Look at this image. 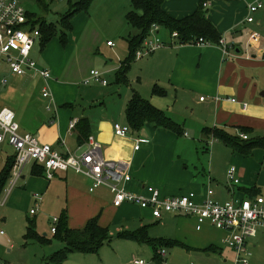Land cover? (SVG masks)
<instances>
[{"label":"crops","instance_id":"crops-1","mask_svg":"<svg viewBox=\"0 0 264 264\" xmlns=\"http://www.w3.org/2000/svg\"><path fill=\"white\" fill-rule=\"evenodd\" d=\"M53 1L55 0H44L40 4L36 0L39 5H44L45 13L53 11ZM71 1L69 9L78 0ZM258 1L263 6L253 14L254 21L250 22L247 20L250 15L249 5ZM104 7L113 12V35L119 39L127 37L129 43L131 36L141 33L140 30L132 28L126 18L127 12L132 8V0H94L88 12H80L73 18L68 42L64 46L61 43L64 50L60 45L61 40L59 42L56 39L58 35L44 47L40 37L38 38L36 44L39 43L40 48L36 50L35 44L32 52L34 51V57H39V64L52 72L49 80L39 74L20 76L3 69L0 85L5 87L6 93L0 102V109H13L21 132L36 135L42 142L52 144L63 154L77 152L87 142L85 140L80 143L81 131L78 127L82 119L87 120L89 135H93L101 143L103 155L108 159L128 163L133 179L127 184V188L135 192H145L146 186L153 185L164 195L188 191L203 195L210 186L215 192L214 198L220 202L264 195V0H165L163 9L177 19L190 16L199 8L203 9L221 37L226 40L229 54L226 55L216 44H180L168 29L159 26L156 35L162 38L160 39L166 46L136 58L142 60L150 57L146 66L151 67L152 71L138 78L139 87L132 89L122 106L125 122L121 118L116 122L128 124L127 104L136 93L179 124L182 129L180 135L166 128H157L148 122L139 130L132 128L128 136L120 137L114 132L115 117L107 113V108L102 113L91 111L92 115H88L87 109L80 104L79 89L73 80L66 79L71 75L66 73L64 58L69 50L70 53L74 52L85 31L87 39L91 38L93 34L89 24L94 20L92 8L96 12ZM28 12L34 13L37 18V13L30 10ZM62 16L61 13L60 17ZM43 19L42 17L40 20ZM253 33L259 34L256 39L252 38ZM116 46L115 43L107 44L106 49L118 53L120 47L115 48ZM59 51L63 53L62 56ZM122 66L121 62L116 66H108L106 63L102 71L106 75L117 70L118 80ZM7 72L12 75H6ZM2 79H6L5 84ZM123 81H126V74L121 82ZM9 83L11 88L7 87ZM40 85L41 95L38 100L34 92ZM46 87L49 88L53 100L43 96ZM203 96L205 98L201 100ZM233 98L236 101H232ZM244 103L248 106L244 107ZM48 105L51 106L50 109ZM73 121H77L74 128L71 127ZM215 130L237 137L244 145L249 141H257L263 146H257L249 152H240L217 137ZM188 131L198 139L192 138L194 141L207 146L208 158L205 160L208 173L199 175L192 172L188 170L186 161L181 162L180 156L176 158V143H193ZM242 134H247L249 139H243ZM182 135L186 137L179 139ZM138 142L140 147L136 149ZM7 144L9 143L3 142L0 146V173L15 154L14 148L12 152L8 151ZM230 166H236L239 183L228 181L227 170ZM175 172H181L183 182L175 179ZM90 185L91 182L86 176L72 170L56 172L53 179H48L41 166L29 164L12 190L9 183L4 187L0 193V206L9 201L10 207H30L31 210L35 204L34 194L40 193L43 201L39 211L41 212L44 205L60 204L63 207L61 215H67V223L71 229H84L93 218H97L99 224L106 227L108 216L114 215L116 221H133L136 225L135 228H124L119 236L124 232L140 231L148 238L139 239L137 242L154 241L148 235L149 225L144 212L146 209L131 203L117 207L113 204V194L107 187H99L90 192ZM156 220L161 221L163 218ZM27 227L28 223L26 230ZM222 232L226 237L227 233L223 230ZM25 233V243L36 241H27ZM220 236L223 237V234ZM257 238L258 235L250 242L253 256L254 250L260 244ZM10 239H13L12 235L7 236L6 232L0 234V247L11 242ZM175 240L181 243L179 239ZM210 243L208 249L223 250L216 241L211 240ZM10 245L12 249L15 248L13 242ZM154 259L158 264L164 260L160 256H155ZM228 261L229 259H224L225 263ZM0 264H3L1 254Z\"/></svg>","mask_w":264,"mask_h":264},{"label":"rangeland","instance_id":"rangeland-1","mask_svg":"<svg viewBox=\"0 0 264 264\" xmlns=\"http://www.w3.org/2000/svg\"><path fill=\"white\" fill-rule=\"evenodd\" d=\"M19 1L27 10L37 13V18L41 19L43 17L46 20L55 22L60 29L62 27L60 23L62 17H60V14H64L69 10L71 0L53 1V11L48 13H45L44 5H39L36 0ZM75 1L72 0L71 2ZM124 1L126 2L127 0ZM112 13L106 7L98 9L96 12L92 8L94 20L90 22L89 29H92L93 35L87 39V32L85 31L74 52L70 53L69 50L65 55L66 73L67 75H71L66 79L73 80L76 88L79 89L80 104L87 109L88 115H92L91 111L102 113L103 109L106 110L107 108V113L115 117L114 122L120 121L119 118L125 122V112L122 109L124 100L132 92L133 88L137 89L139 87L138 78L142 75H148L152 71L151 67L146 66V62L150 57L142 60L135 57L131 59L130 66L126 72V81L121 82L117 80L116 70L105 75L110 83L108 86L94 82L88 85L84 83L92 68L102 70V67L106 63L108 66H116L120 62L126 63L129 60L130 47L126 40L127 37L119 39L115 34H112V30L114 29L111 23ZM152 36L155 37V35ZM56 39L60 42L59 35ZM108 39L117 45L115 48L120 47L118 53L106 49ZM62 45L61 48L64 50V45ZM37 48H40L39 43L36 44V50ZM34 55L33 53V58L39 64V57L37 59ZM62 55L63 53H60V56ZM5 70H9L6 64L4 65ZM6 75L12 74L7 72ZM7 87L11 88V83ZM4 88L0 85V102L6 93ZM34 93L39 100L41 85ZM188 134L190 139L196 138L189 131ZM184 137L186 136L182 135L179 139H183ZM196 140L198 139L196 138ZM191 141L193 143H176V158L180 156L181 162L186 161L189 166L188 170L192 172H197L199 175L204 172L208 173V165L205 160L208 158L207 146L193 139ZM7 149L9 152H12L13 147L7 144ZM180 173L175 172L174 177H176L177 181L183 182L184 178ZM9 204L8 201L6 205L0 206V229L4 230L7 236L12 235L13 239L10 240L14 243L15 248H11V242L3 244L0 247L1 262L3 261V264H58L51 257L55 252L64 249L65 244L51 232V220L54 217L61 216L63 207L60 204L54 205L50 203V205H44L41 212L31 214L30 207L16 208L10 207ZM144 212L147 217L146 223L149 225L148 235L152 240L173 241L179 239L181 241V244L161 246L166 249L167 256L160 264H231L233 251L223 241L225 237L222 230L209 223H205L202 230H197L196 221L193 216L177 217L173 216V214H165L163 220L157 221L152 216L150 210L146 209ZM115 218L114 215L108 216L106 227L109 229L110 241L101 247L97 253H71L62 264H131L130 262L133 258L140 257L145 259L149 264H158L159 262L154 259L155 251L151 242H137V240L125 239L119 236V233L124 228H135V223L133 221L122 222L121 220L118 221V219L116 221ZM29 221L35 222L36 230L40 235H46V240L24 242L23 235ZM221 233L223 237L220 236ZM257 239L260 244L254 250V256L250 264H264V228H259ZM211 240L216 241L223 250L208 249L207 246H210ZM250 242H253V238L250 239ZM224 259H229L228 263H225Z\"/></svg>","mask_w":264,"mask_h":264},{"label":"built area","instance_id":"built-area-1","mask_svg":"<svg viewBox=\"0 0 264 264\" xmlns=\"http://www.w3.org/2000/svg\"><path fill=\"white\" fill-rule=\"evenodd\" d=\"M207 5V3H205ZM263 6L258 1L249 5L250 15L247 20L254 21L253 14ZM159 25L153 24L149 36L142 47L136 52V58L149 55L157 49L166 46L156 32ZM38 25H34L28 17V10L19 0H0V75L4 65L14 75H41L46 80L52 77L51 71L38 64L32 56V50L40 37ZM152 35H155L153 37ZM178 37L177 32L171 34ZM258 33H253L256 39ZM108 45H114L108 41ZM193 44L211 46L214 43L199 38ZM224 53L229 54L228 44L224 38L216 44ZM5 84L6 79H2ZM99 83L108 85L109 81L100 69H92L85 84ZM43 96L53 100L48 87L43 90ZM204 96L201 100H204ZM232 101H236L233 98ZM248 104L244 103V107ZM50 109L51 106L48 105ZM77 121L71 123L74 128ZM114 132L117 136H128L132 127L129 124L115 122ZM243 139H249L247 134H242ZM3 142L9 143L15 150L14 163L9 178L10 190H12L23 177L25 168L29 164L39 165L44 169L48 179H53L56 172L74 171L86 176L91 185L90 192L99 187H107L113 194V204L121 206L125 203L138 205L142 209H148L154 218L160 220L165 214L189 215L196 221L197 230H201L205 223L227 233L224 242L233 251V264H250L253 251L250 239L258 235L259 228H264V195L258 194L249 198H235L220 202L214 198V190L207 187L205 193L200 195L195 191L180 194L164 195L157 187L148 185L145 192H135L127 188V184L133 179L128 163L123 160L108 159L103 155L101 143L90 135L87 142L77 152L61 153L52 144L42 142L36 135L21 132L20 124L16 119L15 111L9 107L0 109V146ZM140 147L139 142L135 148ZM227 179L232 183H239L236 166H230L227 170ZM202 197V198H201ZM35 204L31 208V214H36L43 201L40 193L34 194ZM60 218L51 220V231L56 233ZM0 230V234H4ZM158 255L164 259L167 256L166 249L160 247ZM131 264H149L143 258H134Z\"/></svg>","mask_w":264,"mask_h":264},{"label":"trees","instance_id":"trees-1","mask_svg":"<svg viewBox=\"0 0 264 264\" xmlns=\"http://www.w3.org/2000/svg\"><path fill=\"white\" fill-rule=\"evenodd\" d=\"M43 3L44 0H38ZM94 0H78L73 3L70 9L63 14L61 18L62 27L59 29L56 23L48 22L47 20L36 18L34 13L28 12V17L33 21L34 25H38L40 29V42L42 46H46L48 42L55 36L59 35L61 42L66 45L68 42V34L72 30V20L80 12H88L91 4ZM165 0H132V8L127 12L126 18L128 23L133 27L141 31L140 34L131 36L129 38L130 55L129 60L123 63L120 74L118 75V81L125 78V74L130 66L131 59L136 58V52L140 49L145 39L150 34V29L153 24H157L160 27L168 29L171 34L177 32V40L180 44L193 43L199 38H204L214 44H218L222 38L215 25L207 17L206 12L199 8L192 15L177 19L170 16L164 9L163 4ZM126 116L128 124L136 130L141 129L145 123H152L155 127H162L168 130L174 131L177 134H181L182 129L179 124L173 121L167 114L152 105L148 100L142 98L138 94H134L126 108ZM81 134L79 136L80 143H84L89 138V124L87 120L82 119L79 122ZM215 135L232 146L235 150L240 152H249L257 146H263L257 141H249L241 143L237 137H232L228 134L215 130ZM14 163V157L8 160L6 166L0 173V193L7 185L12 166ZM37 166V165H36ZM258 195V194H257ZM256 196V195H255ZM254 197V196H252ZM67 215L63 213L57 226L55 237L65 244L64 249L55 252L51 257L55 263L62 264L71 253H97L101 247H103L108 241H110L109 230L107 227H103L99 224L97 218L91 219L84 229H71L67 223ZM34 221L28 222V227L25 233V239L27 241L46 240V235H40L36 230ZM140 231H130L121 233L120 236L130 239H146L145 235H142ZM153 249L155 251L156 258H159L158 249L161 246H171L174 244H181L176 240L173 241H151ZM213 249L212 247H210Z\"/></svg>","mask_w":264,"mask_h":264}]
</instances>
